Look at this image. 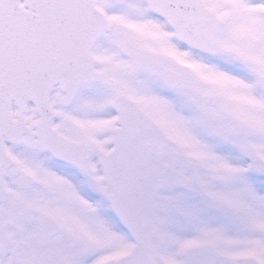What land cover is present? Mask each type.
Returning a JSON list of instances; mask_svg holds the SVG:
<instances>
[{
    "label": "snow or ice",
    "instance_id": "obj_1",
    "mask_svg": "<svg viewBox=\"0 0 264 264\" xmlns=\"http://www.w3.org/2000/svg\"><path fill=\"white\" fill-rule=\"evenodd\" d=\"M0 264H264V0H0Z\"/></svg>",
    "mask_w": 264,
    "mask_h": 264
}]
</instances>
